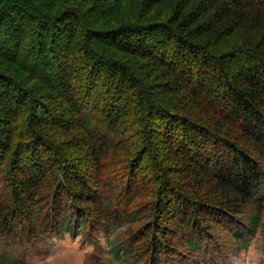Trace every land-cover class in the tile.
<instances>
[{
  "label": "trees",
  "instance_id": "trees-1",
  "mask_svg": "<svg viewBox=\"0 0 264 264\" xmlns=\"http://www.w3.org/2000/svg\"><path fill=\"white\" fill-rule=\"evenodd\" d=\"M263 188L264 0H0L2 246L122 233L125 264H220L213 230L253 237Z\"/></svg>",
  "mask_w": 264,
  "mask_h": 264
},
{
  "label": "rangeland",
  "instance_id": "rangeland-1",
  "mask_svg": "<svg viewBox=\"0 0 264 264\" xmlns=\"http://www.w3.org/2000/svg\"><path fill=\"white\" fill-rule=\"evenodd\" d=\"M20 44L23 47L25 44H30V40H20ZM18 57L21 61L22 55L20 54ZM262 190L264 188L259 192L262 193ZM262 208L260 222L264 224V205ZM254 212L249 209L246 214ZM243 217L246 218V215ZM243 217L241 219H245ZM215 228L217 229L212 233L214 237L209 240V243L215 245L222 252V256L216 262H220V264H264V225L259 227L250 239H246L244 236L240 240L232 236V229L229 226L224 228L216 226ZM105 238L101 235L88 241L85 240L83 234L78 236L65 234L60 237L55 234L43 235L39 236L34 244L23 247L5 248L0 244V253L7 252L13 260L19 262L16 264H125L127 261L123 262L122 259L119 260L112 256L110 241L114 240V244H118L121 249L128 246L129 241L122 237V233L117 236L114 234L108 240ZM163 252L162 257L168 258L170 264H207L202 261H192V254L183 248L172 256H170L172 251ZM0 264L10 263L0 262Z\"/></svg>",
  "mask_w": 264,
  "mask_h": 264
}]
</instances>
